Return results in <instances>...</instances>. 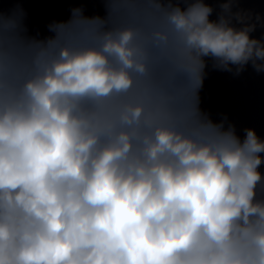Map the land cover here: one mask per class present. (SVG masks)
Returning a JSON list of instances; mask_svg holds the SVG:
<instances>
[{
  "label": "clouds",
  "instance_id": "9594fccd",
  "mask_svg": "<svg viewBox=\"0 0 264 264\" xmlns=\"http://www.w3.org/2000/svg\"><path fill=\"white\" fill-rule=\"evenodd\" d=\"M99 2L43 37L0 7V264H264V138L199 95L264 36L238 0Z\"/></svg>",
  "mask_w": 264,
  "mask_h": 264
}]
</instances>
